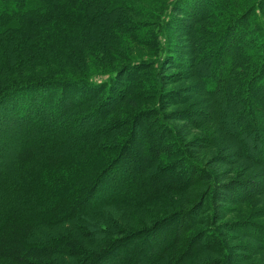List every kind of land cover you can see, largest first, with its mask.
I'll return each instance as SVG.
<instances>
[{
	"label": "trees",
	"instance_id": "1",
	"mask_svg": "<svg viewBox=\"0 0 264 264\" xmlns=\"http://www.w3.org/2000/svg\"><path fill=\"white\" fill-rule=\"evenodd\" d=\"M12 94L0 264H264V0H0Z\"/></svg>",
	"mask_w": 264,
	"mask_h": 264
},
{
	"label": "rangeland",
	"instance_id": "2",
	"mask_svg": "<svg viewBox=\"0 0 264 264\" xmlns=\"http://www.w3.org/2000/svg\"><path fill=\"white\" fill-rule=\"evenodd\" d=\"M19 40V39H18ZM17 52H18V49H16ZM37 51V52H36ZM36 52V53H35ZM33 54H36L39 59H43V61L45 60H49V57L48 55H46L45 53H42V50L41 51H38L36 49H34L33 51ZM7 52L6 50L2 53V57L4 59V62L6 63L7 67L10 68V66L8 65L9 64V61L5 59V57H7ZM18 54H16L17 56ZM19 62H23L22 60V56L21 55H18V63ZM50 62V60H49ZM51 64V63H50ZM25 67H22V68H16L17 69V72L18 71H22ZM27 70H24L22 71L21 73L22 74H27ZM207 76H210V73H211V68H208L205 72H204ZM13 95V94H12ZM22 95V94H21ZM21 95H9L7 97H4V102L1 103V105L3 104V106H0V137L2 139H0V142L3 143L4 145H6V141H8V139H13L11 136H9V133L12 132L15 134V132L17 133V131L19 133H17L19 136L21 135H24V132L26 130V124L29 126L30 125V121H29V117L28 119L27 118H24L22 119L21 117V106H19V110H16V112L13 111L12 109V105L11 104L13 101L16 102L17 104H20L23 100V96L21 97ZM17 96H19L18 98H16ZM21 97V99H20ZM14 98H16L17 100H15ZM12 101V102H11ZM43 102V101H42ZM18 108V105L16 106ZM88 109V108H87ZM81 111L83 112V110H79L78 111V114L81 113ZM41 112V110H40ZM52 112V111H51ZM14 114V116L12 117V119H8L7 118V115L6 114ZM37 116V114H36ZM46 118V117H45ZM17 119V120H16ZM16 120V122H15ZM56 118L53 116V112L50 113L49 112V116L47 117V121L48 123H46L48 125V127L44 126V125H41V126H36V127H31V128H27L26 130V134H30V136L26 137V138H23L21 139L20 143L16 140L14 144H16L17 146L14 148V153H17L18 152V147L23 143L24 144V141L26 143V139H28V143L26 144H32V145H39L41 142V138H42V135L45 134V131L46 129H55L54 127L55 126V122H56ZM65 123L63 124L62 126V123H60L61 127L60 129L58 130V136L59 138L62 140H70V138L72 136H74L75 134H73L74 131H76V129L82 131V132H86V131H90L91 129H94L97 125L96 123L94 124V122L92 121H87V122H84V123H81V124H78V127H72L73 125H75L76 121L73 120V118L70 120H65L64 121ZM33 126V125H32ZM72 128V129H71ZM57 130V128H56ZM32 134H35V135H32ZM26 136V135H25ZM6 138V139H5ZM24 140V141H23ZM29 144V145H30ZM0 148H5L3 147V145L1 146L0 145ZM6 153V157L7 158H13V153L10 152L9 148H7L6 151H4ZM22 170L20 171V169H17V171L15 172V179L19 181V175L21 174Z\"/></svg>",
	"mask_w": 264,
	"mask_h": 264
}]
</instances>
